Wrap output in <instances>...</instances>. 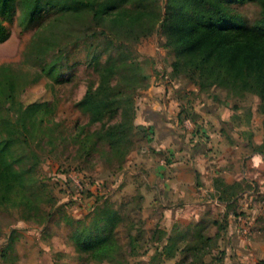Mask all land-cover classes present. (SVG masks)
Returning a JSON list of instances; mask_svg holds the SVG:
<instances>
[{
  "label": "trees",
  "instance_id": "16d2710c",
  "mask_svg": "<svg viewBox=\"0 0 264 264\" xmlns=\"http://www.w3.org/2000/svg\"><path fill=\"white\" fill-rule=\"evenodd\" d=\"M248 2L259 6L252 21L236 6ZM15 17L26 24L36 23L23 56L38 64L37 74L62 68L65 36L70 44L103 36L105 56L101 57L102 51H89L96 77L88 81L76 102L88 116L86 125L73 137L80 143V151L102 142L109 153L121 156L133 146L132 136L138 128L134 121L136 96L147 75L132 56L131 45L153 33L164 38L163 45L174 56L172 77L184 76L199 89L224 87L239 96L252 93L259 98L257 110L264 115V0H161V4L160 0H0V42L9 36L4 22ZM48 54L52 57L46 61ZM29 74L13 64H0V205L18 208L23 219L45 222L51 215L45 204L52 203V197L38 178L37 167L41 142L54 138L59 124L49 117L54 110L50 102L24 104L20 100V91L35 78ZM95 123L97 127L86 129ZM262 123L263 140L254 149L264 153V117ZM214 182L218 192L229 194L240 184H224L219 178ZM240 191L243 187L234 193ZM97 201L82 217L64 216L72 226L74 250L94 260L126 264L127 254L135 250L132 241L144 231L140 227L134 235V225L128 227L130 252H126L117 232L120 208L104 196ZM198 237L211 240L202 234ZM173 243L169 239L163 245L171 257ZM5 254L6 248L0 255ZM219 254L215 258L222 257L223 251Z\"/></svg>",
  "mask_w": 264,
  "mask_h": 264
},
{
  "label": "rangeland",
  "instance_id": "374dc122",
  "mask_svg": "<svg viewBox=\"0 0 264 264\" xmlns=\"http://www.w3.org/2000/svg\"><path fill=\"white\" fill-rule=\"evenodd\" d=\"M236 6L247 20L252 21L258 16L259 6L256 3L248 2ZM4 23L9 30V36L0 42V64H13L18 70H27L30 77H35L20 91L19 98L24 104L33 101L50 102L54 110L49 117L59 125L53 133L54 138L41 142L42 156L37 167V176L52 197V203L45 204L51 215L45 222H39L36 218L23 219L18 208L0 205V253L6 248V254L0 255V264H116L94 260L86 253L76 252L70 240L72 226L64 219V216L82 217L90 212L94 205H98L100 201L97 200L103 196L108 198L111 205L120 208L122 220L117 232L126 252H130V243L126 238L128 227L134 225L132 230L134 235L138 233L137 229L140 227L144 231L138 239L132 241L135 250L127 254L126 264H219L222 257H215L220 256L219 251L222 250L223 242L218 241L217 237L209 241L198 237L199 234L206 236V233L195 225L184 228L178 223L176 229L182 231L173 235L172 257L165 250L161 251L158 248V240L162 233L155 227L153 221L169 215L160 210L158 216L152 218L155 210H144V197L140 192V185H136L137 180L134 183L132 178L125 176L129 168L137 169L136 164L127 162V155L145 141L147 133L144 130L135 128L132 136L133 146L128 153L121 156L109 153L107 146L102 142L95 145L94 149L89 147L80 151V143L73 138L88 120L87 114L76 106V102L82 96L88 81L96 77L91 66L92 58L90 59L88 55L90 50H103V36L97 34L98 38H87L73 44H70L68 36H65L66 41L62 42L67 46L66 59L62 68L56 70L59 73L53 70L50 73L37 74L38 64L31 58L24 60L23 56L35 31L36 23L26 24L16 17ZM163 41L164 38L158 33L132 41L131 48L134 50L132 56L147 75L143 87L138 89L139 93L137 92L136 112L144 104L145 98L141 94L149 88L152 75L164 83H170L176 78L170 75V64L174 56L163 45ZM90 43L99 50L92 48ZM144 44L154 49V56L140 52ZM105 52L106 50L101 52L102 58ZM51 57L52 54H48L46 61ZM187 81L191 89L186 101L181 102L177 116L179 113L183 115L178 117L179 123L183 128L187 126L190 128L191 123H197L199 114L193 110L196 99L203 100L204 93L207 97L212 95V100L206 107H209L211 112L219 108L223 112L228 111L226 121L220 120L218 114L215 115L221 122V126L217 128L222 129L228 143L238 144L237 153L240 152L238 162L233 161L231 164L246 183L234 185L230 194L204 190L190 194L188 202H184L182 197L178 198V202L173 204L176 205L173 213H178V217L186 220L203 219L205 223L206 220L212 219L223 223L230 215V218L234 217L249 226L253 216L250 209L254 207L264 209V153L254 149L263 140L264 115L257 110L259 98L252 93L235 95L224 87L199 89L189 79ZM186 118L189 121L185 120ZM207 122L211 124L210 121ZM97 126L98 123H95L86 129L90 131ZM233 151L234 149L231 150ZM230 155V151L227 150L222 158L229 160ZM251 156H255L258 162L247 167L249 164L246 163V159ZM224 163L228 165L227 161ZM239 187H244V191L235 194L234 191ZM227 197L229 200L224 201ZM146 205L150 207L154 204ZM257 216L259 220H263V211ZM155 228L154 235L150 237L151 231ZM206 230L211 231L209 226L205 228ZM240 233H246L245 229H240ZM259 264H264V258L259 259Z\"/></svg>",
  "mask_w": 264,
  "mask_h": 264
},
{
  "label": "crops",
  "instance_id": "0c3cea01",
  "mask_svg": "<svg viewBox=\"0 0 264 264\" xmlns=\"http://www.w3.org/2000/svg\"><path fill=\"white\" fill-rule=\"evenodd\" d=\"M140 52L154 56V49L145 44L140 48ZM149 84V88L141 94L145 101L143 100V106L137 109L135 117L138 128L144 130L147 137L127 155V162L136 164L137 169L129 168L125 176L132 178L134 183L137 180L136 185H140V192L144 197V210H155L152 218L158 216L160 210L169 215L153 221L162 233L158 248L162 251L163 245L173 239L174 233L182 231L176 229L179 224L184 228L195 225L203 229L211 240L217 237L218 241L223 242L222 264H259V259L264 258V230L261 229L264 228V219L257 218L262 211L264 214L261 207L250 209L253 216L249 226L234 217L230 218V215L221 224L214 219L206 220V223L203 219L186 220L178 217V213H173L176 206L173 204L178 202V198L182 197L184 202H188L190 194L204 190L218 191L214 182L216 178L224 184L246 183L231 164L233 161L238 162V144L228 143L222 129L217 128L221 126L220 120L226 121L228 111L223 112L219 108L211 112L206 104L209 105L212 95L207 97L206 93L201 94L204 99L197 98L193 106V110L199 114V120L197 123H191L190 128H183L178 121V117L183 113L177 115L181 102L186 101L191 89L187 79L179 76L170 83H164L152 75ZM141 101L142 99L139 100ZM216 114L220 116L219 121L215 117ZM227 150L231 153L229 160L222 158ZM226 161L228 165L224 163ZM257 162L255 156L246 159L249 164L247 167ZM149 203L154 205L148 207L146 204ZM208 226L210 232L205 231ZM219 226L222 228L218 233ZM240 229H245L246 233H240Z\"/></svg>",
  "mask_w": 264,
  "mask_h": 264
},
{
  "label": "built area",
  "instance_id": "2783aa9c",
  "mask_svg": "<svg viewBox=\"0 0 264 264\" xmlns=\"http://www.w3.org/2000/svg\"><path fill=\"white\" fill-rule=\"evenodd\" d=\"M185 120H188V118H186ZM189 121V120H188ZM243 230V229H242Z\"/></svg>",
  "mask_w": 264,
  "mask_h": 264
}]
</instances>
